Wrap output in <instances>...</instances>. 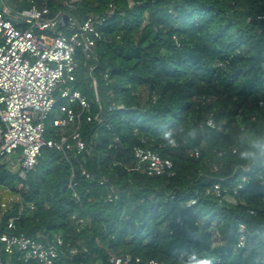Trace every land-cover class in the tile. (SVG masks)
Here are the masks:
<instances>
[{"label":"trees","instance_id":"obj_1","mask_svg":"<svg viewBox=\"0 0 264 264\" xmlns=\"http://www.w3.org/2000/svg\"><path fill=\"white\" fill-rule=\"evenodd\" d=\"M50 6L80 19L105 17L97 58L78 50L73 83L103 122L82 114L87 153L68 159L61 150L43 148L21 191L35 208L8 229L16 204L0 215V232L62 235L54 264H116L111 253L130 254L122 264H175L181 252L192 251L219 257L221 264H264V181H243L230 162L212 165V153L196 145L170 149L161 135L168 127L196 126L224 143L238 130H264V0H50ZM112 102L123 107L110 109ZM211 116L215 127L206 123ZM54 134L50 128L46 136ZM114 135L121 144L110 148ZM135 145L172 159L174 173L130 169ZM193 149L200 155H191ZM116 160L122 163L114 165ZM6 163L0 158V185L15 189L23 178ZM81 165L109 181L87 178ZM216 181L221 195L212 189ZM110 184L119 195L114 201L106 200ZM228 192L236 203L224 197ZM81 217L90 222L81 226ZM241 222L244 247L238 246ZM0 264L41 263L3 252Z\"/></svg>","mask_w":264,"mask_h":264},{"label":"built area","instance_id":"obj_2","mask_svg":"<svg viewBox=\"0 0 264 264\" xmlns=\"http://www.w3.org/2000/svg\"><path fill=\"white\" fill-rule=\"evenodd\" d=\"M14 2L23 3V6H16ZM26 2L30 3V7L24 6ZM260 17L264 18V15ZM104 21L105 17L100 18L92 13L80 19L72 11L61 9L53 12L50 0L40 3L37 0H0V158L23 178L17 182L15 189L6 184L0 185V215L19 205L17 215L7 221L8 229L15 227V221L27 209L35 208L33 202H24L21 191L28 186L24 179L27 172L38 164L43 148L49 146L61 150L68 159L87 153L88 144L81 132L82 114L88 113V121L103 122L102 115L90 113V100L73 83L77 79V52L82 49L87 58H97L96 45L103 37L99 25ZM89 69L92 83L96 84L95 65ZM105 77L109 78L108 71ZM99 107L102 109L100 100ZM121 107L123 105L114 102L110 105V109ZM50 117V128L55 130V134L47 137V120ZM206 123L216 126L212 116ZM147 140L141 139L143 143ZM120 144V137L114 135L109 147ZM17 151L21 152V156L19 164H14L12 155ZM133 155L132 170L144 169L149 175L174 173L173 160L163 157L150 146L135 145ZM191 155L199 156L200 150H191ZM119 163L122 161L116 160L114 165ZM81 172L100 184L109 181L107 175L92 172L85 165H81ZM242 179L245 181V175ZM242 185L239 183L238 187ZM212 189L221 195L222 183L216 181ZM234 192H238L237 187ZM224 197L230 202H237L233 193L228 192ZM118 198L115 185L110 184L106 200ZM195 202V198L191 200V203ZM78 222L85 226L90 218L81 217ZM239 230L238 246L244 247L247 238L244 222L239 224ZM63 243L60 234L44 233L36 237L25 232L2 231L0 261L3 252L10 255L20 252L21 258L26 261L54 264ZM83 249L87 250V247L83 246ZM73 252H77V249ZM110 259L122 264L127 263L131 255L111 253ZM150 262L159 264L154 259Z\"/></svg>","mask_w":264,"mask_h":264},{"label":"clouds","instance_id":"obj_3","mask_svg":"<svg viewBox=\"0 0 264 264\" xmlns=\"http://www.w3.org/2000/svg\"><path fill=\"white\" fill-rule=\"evenodd\" d=\"M166 146L177 149L181 143L201 147L202 151L212 153L210 163L218 165L230 162L236 165L234 172H242L245 181H264V130H238L230 141L219 143L216 137L201 127H168L162 133ZM175 264H221L220 258L208 256L201 258L195 251L181 252Z\"/></svg>","mask_w":264,"mask_h":264},{"label":"rangeland","instance_id":"obj_4","mask_svg":"<svg viewBox=\"0 0 264 264\" xmlns=\"http://www.w3.org/2000/svg\"><path fill=\"white\" fill-rule=\"evenodd\" d=\"M14 4L16 6H19V7H22L23 6V3H19V2H14ZM145 95H147L146 94V91H145ZM50 123H51V117L47 120V132H46V134L48 133V130L50 129ZM12 156H13V162H14V164H19V159H20V156H21V152L20 151H17Z\"/></svg>","mask_w":264,"mask_h":264}]
</instances>
